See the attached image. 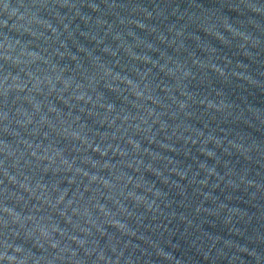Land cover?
<instances>
[{
    "label": "water",
    "instance_id": "1",
    "mask_svg": "<svg viewBox=\"0 0 264 264\" xmlns=\"http://www.w3.org/2000/svg\"><path fill=\"white\" fill-rule=\"evenodd\" d=\"M0 264H264V0H0Z\"/></svg>",
    "mask_w": 264,
    "mask_h": 264
}]
</instances>
